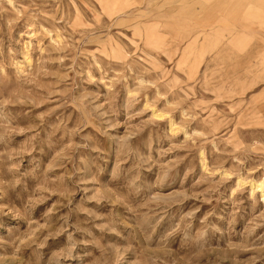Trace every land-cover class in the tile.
Returning <instances> with one entry per match:
<instances>
[{
	"label": "rangeland",
	"instance_id": "1",
	"mask_svg": "<svg viewBox=\"0 0 264 264\" xmlns=\"http://www.w3.org/2000/svg\"><path fill=\"white\" fill-rule=\"evenodd\" d=\"M0 264H264V0H0Z\"/></svg>",
	"mask_w": 264,
	"mask_h": 264
}]
</instances>
